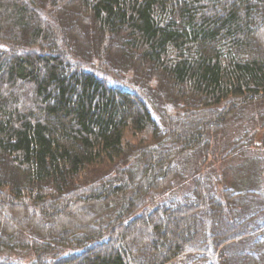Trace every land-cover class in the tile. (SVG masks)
<instances>
[{
    "label": "trees",
    "instance_id": "trees-1",
    "mask_svg": "<svg viewBox=\"0 0 264 264\" xmlns=\"http://www.w3.org/2000/svg\"><path fill=\"white\" fill-rule=\"evenodd\" d=\"M262 107L264 0H0V264H264L207 167Z\"/></svg>",
    "mask_w": 264,
    "mask_h": 264
},
{
    "label": "rangeland",
    "instance_id": "rangeland-1",
    "mask_svg": "<svg viewBox=\"0 0 264 264\" xmlns=\"http://www.w3.org/2000/svg\"><path fill=\"white\" fill-rule=\"evenodd\" d=\"M259 108L256 107V110ZM249 110H254L255 108H248ZM247 110V111H249ZM263 116L260 114L243 112L242 125H229L226 133L221 135L219 139L216 151L212 154V158L209 161V166L215 172V175H219L222 178L221 183L217 185L218 190L224 185L230 186L233 190L242 193L243 203L238 202V209L242 215H246L245 211L248 210L249 213L255 210V217L252 219L251 224L254 226L264 225V214L258 213L264 209V147H257L264 145V107H262ZM255 117V119H250L249 117ZM246 129V130H245ZM243 133H245L246 140H244ZM233 137H237L238 144L233 142L229 144L232 147V153L228 158V163L225 160H221V155L224 154L223 148L226 147V141ZM231 140V141H232ZM247 141V146L244 142ZM243 142V145L241 144ZM220 146V147H219ZM230 148L227 150L229 151ZM226 161V162H225ZM233 165V168H229ZM226 168V169H225ZM207 168L204 167V170ZM228 169V170H227ZM226 171V180H224V174ZM258 213V214H257ZM264 213V211L262 212ZM257 249L261 247V243L254 242ZM242 247V245L240 246ZM258 258V260H257ZM254 258L251 264H262L259 257ZM237 262H244V260L237 259ZM242 264V263H241Z\"/></svg>",
    "mask_w": 264,
    "mask_h": 264
}]
</instances>
